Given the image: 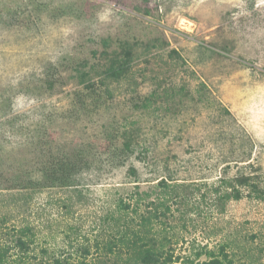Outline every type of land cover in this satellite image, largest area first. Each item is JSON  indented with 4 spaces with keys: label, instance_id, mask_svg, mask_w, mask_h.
<instances>
[{
    "label": "rangeland",
    "instance_id": "obj_1",
    "mask_svg": "<svg viewBox=\"0 0 264 264\" xmlns=\"http://www.w3.org/2000/svg\"><path fill=\"white\" fill-rule=\"evenodd\" d=\"M122 41L131 72L105 82L110 94L97 85L94 103L80 74ZM125 126L133 151L118 155ZM81 147L90 163L73 186L12 187L17 174L41 177L48 150ZM242 175L264 188V0H0V248L10 264H97L119 252L133 264L102 244L109 218L128 214L134 226L162 179L184 202L171 198L149 234L173 255L167 264H197L222 244L235 264H264V197L242 185V198H219L233 189L223 180ZM22 229L29 250L16 245Z\"/></svg>",
    "mask_w": 264,
    "mask_h": 264
},
{
    "label": "trees",
    "instance_id": "obj_2",
    "mask_svg": "<svg viewBox=\"0 0 264 264\" xmlns=\"http://www.w3.org/2000/svg\"><path fill=\"white\" fill-rule=\"evenodd\" d=\"M37 4V3H36ZM38 10L43 9V4L37 5ZM56 11L62 12L59 15H62L64 9L61 7L59 10ZM104 44L108 46L107 40H104ZM106 46V47H107ZM119 49H114L112 54L109 53L108 49H105L102 53L104 57L100 59V63L93 64L91 66V70L83 71L80 74V79L83 83H87L88 87L90 88V97L94 103H98L100 97H93L97 85H102L105 87V92L108 94L111 93L110 85H106V81L108 79H113L116 81L128 78L132 62L134 59V49L130 42L122 41L119 43ZM93 73L101 75V82L99 80L93 79ZM53 79L47 78L46 82L50 83V85H54L55 83L52 82ZM184 90V88H182ZM156 91L153 92L154 95L148 98H144L142 101L143 103L139 107L147 108L153 101V97L156 95ZM98 94V92H97ZM79 100L84 103L85 98L83 96H79ZM170 99V97H169ZM203 99V98H202ZM80 102V103H81ZM125 130L119 132V135L125 138L123 147L121 149V153L118 152V155H121L124 151L127 153H131L133 151V139H135V133L130 132L124 127ZM45 144V143H42ZM45 147H48L45 145ZM49 148V147H48ZM82 150L76 154L73 153L71 155L69 152H63L62 155H58L55 152L47 151L45 149L42 150V154L48 153L47 158H42L39 162V171L41 173V177L37 179H27L26 177L23 178V175L17 174L16 177L13 179V188H22L25 189L27 187L40 189L41 187H49L59 185L61 187H69L73 186L79 174L88 167L90 160L88 155L86 154L83 147ZM116 149L110 154V156L114 159L117 158V153L115 152ZM44 157V155L42 156ZM133 172H135L133 170ZM30 178V177H29ZM255 177L252 176H245L242 175L240 177H236L235 181L223 180L224 183L230 184L233 188L232 191H224L221 193L219 197L221 200H228L231 198L240 199L243 197V192L241 187L242 185H248L251 187V193L256 192L259 198L264 197V188L261 187L258 183V180H252ZM159 186L162 187L159 194L156 196V202L153 201L152 205L154 206L152 209H147L145 212L140 214V220L134 226H132V219L134 216H130L126 214L123 219V223H121V218H115L114 216L110 217L109 219L112 222V225L116 223V226L111 225L109 237L106 239L107 241L102 243L106 246L105 249H108L110 252H118V251H130L133 253V256H129L127 259L130 261L134 258L133 264H167L171 263L173 260V255L168 254L165 256L164 254V243L159 238H156L154 235H149L152 231L154 226V221L158 220L162 221V217L166 218L169 215V211H171L170 199L173 197L176 198V203L182 204L184 202H180L178 197L179 193L176 192L177 196L172 194V191H175V185L171 186V183L167 179H162L158 183ZM219 191V189H217ZM147 196L149 193L145 192ZM163 194V197L161 195ZM139 195V193H138ZM184 198H187L183 196ZM142 196L140 195L138 200H141ZM188 201V198L186 202ZM122 202V207L127 211L132 209L131 204L129 202ZM138 208H133L135 213H138ZM167 219V218H166ZM27 229H22L19 231V234L16 235V245L20 246L23 250H29L31 245L30 241L25 239V235H28L26 232ZM165 239L167 237H164ZM99 242V241H97ZM100 243V242H99ZM101 244V245H102ZM104 246V247H105ZM228 244H222L219 248V252L213 249H204L197 253V256L200 257L203 253L209 254V258L203 261L198 262L197 264H235V257L236 253H232L228 251L227 247ZM115 248H117L116 251ZM86 254L89 253V250L86 249ZM123 253V252H122ZM119 257H112L109 260L105 259L102 262L98 261L97 264H123L124 261L120 258L122 254L120 252L117 254ZM19 261L23 260L21 257L18 259ZM47 261V260H46ZM121 262V263H120ZM194 260H189L188 264H193ZM0 264H10L7 260V256L5 251L0 248ZM53 264V263H48ZM54 264H72L69 259H60L55 258Z\"/></svg>",
    "mask_w": 264,
    "mask_h": 264
}]
</instances>
